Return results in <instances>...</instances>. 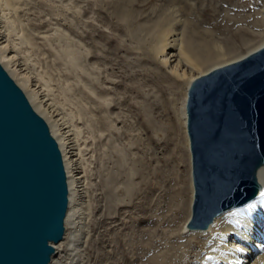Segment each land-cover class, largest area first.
<instances>
[{
	"label": "rangeland",
	"instance_id": "rangeland-1",
	"mask_svg": "<svg viewBox=\"0 0 264 264\" xmlns=\"http://www.w3.org/2000/svg\"><path fill=\"white\" fill-rule=\"evenodd\" d=\"M53 1L42 3L40 9L41 6L44 9L40 11L50 14L47 17L68 18L66 23L63 16L65 23H58L59 26L55 25L58 29L52 30L57 32L55 41L59 38L62 41L56 43L61 46L67 42L74 46L70 48L80 55L79 69L84 67L88 73V78L83 75V81L98 92L99 99L107 98L101 105L112 119L110 122L105 117L107 114L92 111V102L83 101L79 95L80 79L70 76L66 80V66L59 61L53 76L55 82L60 80L59 85L55 83L58 92L66 94L60 93L61 98L68 97L73 105L79 104L80 110L88 112L92 124L111 132V136L99 141L88 167L91 235L85 249V264H154L168 259L173 256L174 243L187 240L174 239L173 235L188 212L190 186L189 154L181 113L185 84L159 74L164 69L170 72L172 66L176 68L178 60L172 56L176 51L168 49L170 61L162 68L160 61L165 57L157 49L162 34L158 29L151 31L152 22L164 14V6L159 0H148L145 6H140V0ZM204 3L195 8L183 7L188 29L211 28L226 48L239 46V52L247 49L241 46L244 40H251V46L264 39V0H226L222 5L210 7ZM227 14L247 17L245 22H235L228 20ZM32 17H23L29 28L34 27ZM242 27L244 30L239 29ZM237 28L243 32V38L233 35ZM88 52L95 57L87 60ZM52 58L49 56L50 61ZM184 69L187 70L186 66ZM103 84L113 89L108 94L100 92ZM95 132L99 130L95 128ZM113 219L124 225L112 228L115 223L109 222Z\"/></svg>",
	"mask_w": 264,
	"mask_h": 264
},
{
	"label": "water",
	"instance_id": "water-1",
	"mask_svg": "<svg viewBox=\"0 0 264 264\" xmlns=\"http://www.w3.org/2000/svg\"><path fill=\"white\" fill-rule=\"evenodd\" d=\"M186 112L194 183L187 228L205 230L262 189L264 45L194 79ZM68 208L59 143L0 62V264H50Z\"/></svg>",
	"mask_w": 264,
	"mask_h": 264
},
{
	"label": "bare ground",
	"instance_id": "bare-ground-1",
	"mask_svg": "<svg viewBox=\"0 0 264 264\" xmlns=\"http://www.w3.org/2000/svg\"><path fill=\"white\" fill-rule=\"evenodd\" d=\"M48 1L49 0H0V62L24 90L33 107L46 119L63 154L69 186V208L65 219V235L59 242H53L56 252L50 264H85V249L91 235L89 226L91 206L88 167L92 162V154L95 153L99 141H101L102 138L111 136V132L106 128L99 127L96 123L92 124L88 112L80 110L79 104L77 105L76 103L73 105L74 102L68 97L61 98V94L63 93L62 95H64V91H62L63 87L61 89L59 88L62 93L58 92L55 83L60 80L55 82V77L53 76L54 70L56 71L55 66L59 61L66 66V80H69L70 76V78L74 76L80 79L79 83L82 85L78 87V91L81 93L79 95L82 96L83 101L87 100L92 102V111L107 114L104 115L110 122H112V119L111 114L107 113L108 111L104 110L101 105V102H105L107 98L104 100L99 99L100 96L98 97V92L90 89L86 82L83 81V75L85 76L83 78H88V73L84 67H80L79 69L78 60L80 55L78 56L79 53L74 50L75 48H72L74 46L70 44L71 42L67 41L66 44L69 43L68 45L64 44V42H62L64 44L62 46L60 43H56L62 40L60 39L61 41H59L58 38L57 41H55L56 36L54 37V34H57V32L54 33L52 30L58 29L57 26L59 25L57 24H62V21L65 23L68 21V18L63 15L66 19L64 22L63 16V20H61L59 18L60 16L57 17L52 15L47 17L50 14L44 15V13L41 12L44 8L41 6L42 8L40 9V5H42V3L44 5V2L47 3ZM159 1L164 6H162L164 14L158 20L152 22L151 25H153L154 30L151 29V31L157 32L159 30L158 32L162 34V37L161 34L158 36L161 37V40L157 48L158 53L165 57L160 61L162 68L163 66L166 67L170 61L167 57L168 52L166 50L174 49L176 53L172 56H175V60H178L176 68L172 66L170 72L164 69V72H160L159 74H162L164 79L170 78L174 81H183L185 84L181 113L187 141V151L189 154L188 176L190 199L188 212L182 224L176 228L178 230L177 234L173 235L174 239L180 240L181 238H186V242L180 243L176 241L177 243L175 242L174 246H172V249H174L173 256L171 255L165 260L158 258L160 261H156L154 264H196L194 263L196 259H200L201 263L205 260L203 253L213 248L212 245H208L211 239L216 241L217 246H215L216 249L215 247L213 248L215 249L214 254L217 257L216 263L214 264H264V212H262L264 210V195H262V193H264V165L257 171V179L263 185V189L258 198L247 204L233 207L215 217L213 222L210 223L209 227L205 230H192L186 226L192 214L194 199L192 154L187 131L186 98L188 87L194 79L209 72L211 69L239 60L250 52L262 47L264 45V39L262 38L260 42L256 44L253 43L251 46L249 45L251 40H244L241 44V46L247 47L244 52H239V46L226 48V44H223L224 41L220 40L222 38L216 36V32L211 30V28H200L201 30H197L193 27L191 29L187 28L188 17H186L187 14L184 13L183 7L188 6L190 8H195L197 5L203 4V0ZM207 1L206 3L205 0V6L207 7L217 4L222 5L223 2H226V0H221V2H219L220 0ZM50 2H52V0H50ZM54 2L57 1L54 0L53 3ZM89 2L92 1L90 0ZM138 2L140 6L148 4V0H140ZM31 16H33L31 19L34 20V27L32 26V28H29L31 26L27 24V27L26 23H24V18H30ZM226 16L228 20L234 19L235 22L239 20L245 22L247 17L241 18L233 15L229 16V14ZM55 25L57 26L55 27ZM228 29L230 30L231 28ZM239 29H243V27ZM239 29L233 34L235 37H238V39L243 38V32L239 31ZM62 31L61 29V33ZM253 33L254 31H252V34ZM63 46L67 47L64 48ZM51 55L53 56L52 61L49 60V56ZM86 56L87 60L89 57H95V55L90 54V52H88ZM84 61H86V58L82 62ZM184 66H186L187 70L184 69ZM57 84L59 85V82H57ZM69 89H71V87ZM111 89H113V87L103 84L99 91L108 94ZM64 96H66V94ZM81 96H79L80 99ZM95 128L99 130V133L95 132ZM124 221L128 222L127 219ZM116 222L117 220L115 219L109 222L111 224L115 223L112 228L116 226L118 228L124 225ZM169 232L172 231L170 230ZM216 237L218 238L214 239ZM160 239H162V237ZM133 260L134 259H131L130 261L132 262ZM151 264L153 263L151 262Z\"/></svg>",
	"mask_w": 264,
	"mask_h": 264
},
{
	"label": "snow or ice",
	"instance_id": "snow-or-ice-1",
	"mask_svg": "<svg viewBox=\"0 0 264 264\" xmlns=\"http://www.w3.org/2000/svg\"><path fill=\"white\" fill-rule=\"evenodd\" d=\"M262 195H264V193H262Z\"/></svg>",
	"mask_w": 264,
	"mask_h": 264
}]
</instances>
